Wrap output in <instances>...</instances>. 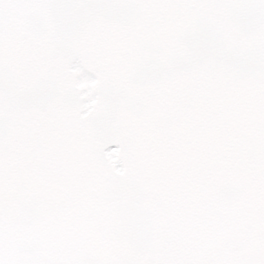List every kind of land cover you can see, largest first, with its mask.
<instances>
[{"label": "snow or ice", "instance_id": "1", "mask_svg": "<svg viewBox=\"0 0 264 264\" xmlns=\"http://www.w3.org/2000/svg\"><path fill=\"white\" fill-rule=\"evenodd\" d=\"M0 264H264V0H0Z\"/></svg>", "mask_w": 264, "mask_h": 264}]
</instances>
